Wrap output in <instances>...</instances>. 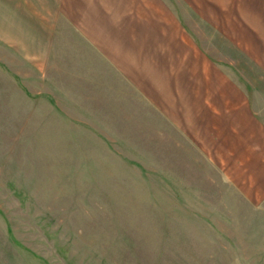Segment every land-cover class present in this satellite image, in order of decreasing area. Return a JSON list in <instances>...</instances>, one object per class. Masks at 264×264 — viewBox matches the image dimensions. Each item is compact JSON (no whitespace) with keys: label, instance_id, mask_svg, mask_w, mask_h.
Wrapping results in <instances>:
<instances>
[{"label":"rangeland","instance_id":"374dc122","mask_svg":"<svg viewBox=\"0 0 264 264\" xmlns=\"http://www.w3.org/2000/svg\"><path fill=\"white\" fill-rule=\"evenodd\" d=\"M186 1L129 0L123 21L151 33L144 16L158 6L163 21L187 20L184 34L228 65L224 95L232 85L264 126V52L237 48L233 29L243 16L264 28V0ZM206 6L224 28L209 16L201 26ZM24 71L0 42V264H264V135L189 141L148 109L132 124L123 105L121 116L64 112L34 91L38 64L33 93Z\"/></svg>","mask_w":264,"mask_h":264},{"label":"crops","instance_id":"0c3cea01","mask_svg":"<svg viewBox=\"0 0 264 264\" xmlns=\"http://www.w3.org/2000/svg\"><path fill=\"white\" fill-rule=\"evenodd\" d=\"M126 2L0 0V42L29 65L31 71L22 75L25 89L33 93L32 69L38 64L40 88L34 91L64 112L71 107L89 117L99 116L95 109L121 116L123 105V124H132L135 120L127 118L148 109L189 141H246L264 135L254 103L241 101L232 85L225 86L232 96L224 95L220 75L228 65L209 53L202 36L197 42L184 34L187 20L182 25L163 21L158 6L144 16L154 26L149 33L136 22L123 21L131 16ZM197 10L205 17L201 26L208 25L209 16L210 27H225L224 16L218 18L221 8ZM243 17L233 25L237 48L263 55L257 49L264 52V28L255 18ZM259 60L264 63V57ZM53 77L54 89L43 86Z\"/></svg>","mask_w":264,"mask_h":264}]
</instances>
